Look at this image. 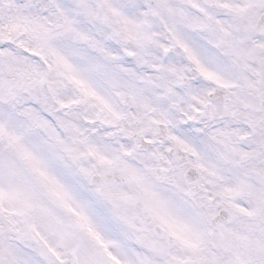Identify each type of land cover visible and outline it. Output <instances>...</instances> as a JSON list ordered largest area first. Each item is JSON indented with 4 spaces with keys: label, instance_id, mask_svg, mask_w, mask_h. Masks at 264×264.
<instances>
[{
    "label": "snow or ice",
    "instance_id": "6c2138e0",
    "mask_svg": "<svg viewBox=\"0 0 264 264\" xmlns=\"http://www.w3.org/2000/svg\"><path fill=\"white\" fill-rule=\"evenodd\" d=\"M0 264H264V0H0Z\"/></svg>",
    "mask_w": 264,
    "mask_h": 264
}]
</instances>
